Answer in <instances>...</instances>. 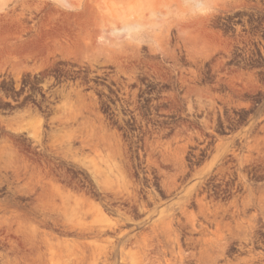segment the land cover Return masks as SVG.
Listing matches in <instances>:
<instances>
[{
    "label": "rangeland",
    "instance_id": "obj_1",
    "mask_svg": "<svg viewBox=\"0 0 264 264\" xmlns=\"http://www.w3.org/2000/svg\"><path fill=\"white\" fill-rule=\"evenodd\" d=\"M0 1V264H264V0Z\"/></svg>",
    "mask_w": 264,
    "mask_h": 264
},
{
    "label": "bare ground",
    "instance_id": "obj_2",
    "mask_svg": "<svg viewBox=\"0 0 264 264\" xmlns=\"http://www.w3.org/2000/svg\"><path fill=\"white\" fill-rule=\"evenodd\" d=\"M13 0H6L5 2H3V5H8V3H11ZM26 1H29V0H26ZM37 1V0H36ZM30 2V1H29ZM1 3H2V1H0V6H1V8H0V21H3V19H6V18H4V17H6V16H8V13L7 12H5V10H4V8L2 7V5H1ZM36 4V7H37V9H38V11H39V13L40 12H43V10H44V7H45V0H38L37 1V3H35ZM29 5V4H28ZM32 5V4H31ZM31 8V7H30ZM14 12V11H13ZM11 17V16H10ZM8 19V18H7ZM6 19V20H7ZM9 20V19H8ZM11 20V19H10ZM1 23V22H0ZM8 23V22H7ZM10 23V22H9ZM42 31V28H41V30H40V32ZM39 42H40V53H41V42H42V35H40V38H39Z\"/></svg>",
    "mask_w": 264,
    "mask_h": 264
}]
</instances>
